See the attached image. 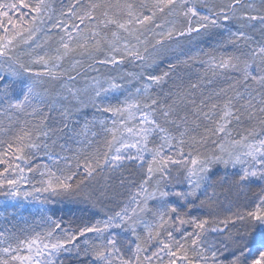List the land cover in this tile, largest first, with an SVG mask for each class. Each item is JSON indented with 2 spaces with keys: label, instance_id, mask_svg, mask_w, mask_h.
<instances>
[{
  "label": "snow or ice",
  "instance_id": "snow-or-ice-1",
  "mask_svg": "<svg viewBox=\"0 0 264 264\" xmlns=\"http://www.w3.org/2000/svg\"><path fill=\"white\" fill-rule=\"evenodd\" d=\"M214 36L210 51L199 47ZM164 60L168 71H149ZM86 62L98 74L78 87ZM125 62L141 70L122 73ZM181 66L203 77L185 89L177 76L175 91L154 95ZM222 78L227 87L203 91ZM89 105L104 118L80 125L74 112ZM209 142L219 154L202 156ZM215 163L240 166L233 183L245 196L222 219L207 195ZM133 164L139 180L123 175ZM0 165L4 212L22 213L23 200L43 225L0 231V264H264V0H72L66 10L0 0ZM64 202L102 218L66 223L54 210ZM205 207L207 218L192 217Z\"/></svg>",
  "mask_w": 264,
  "mask_h": 264
},
{
  "label": "trees",
  "instance_id": "trees-1",
  "mask_svg": "<svg viewBox=\"0 0 264 264\" xmlns=\"http://www.w3.org/2000/svg\"><path fill=\"white\" fill-rule=\"evenodd\" d=\"M4 2H11V0H4ZM72 0H54V3L56 4V7L59 9L61 5L63 4L66 10V7L69 3H71ZM16 13H13V16H15ZM221 31V30H218ZM255 39L258 40V36H253ZM221 37L219 36H214L211 40H208L206 42H203L199 47H202L205 51H210L208 48V45L214 44L216 39H220ZM224 39H227V33H224L223 36ZM218 54V53H217ZM173 61L171 60H164V61H158L157 65L153 66L151 68V72L155 75H162L164 72L168 71V64ZM203 69L200 68L198 71L196 69H192L189 71L188 69L184 68L181 66L177 71L173 74L170 75V77L167 79V83L163 85L161 89H155L153 94L155 95L156 93H160L161 99L165 98V94H168L170 91H175L176 86L180 84V80H178L176 77L181 76L183 77V87L187 89V85L189 82V78L191 79V82L195 83L197 82L198 79L203 77ZM214 79V78H213ZM220 87H227V83L225 80L222 78L212 85H208L207 82L205 81L204 86H203V91L207 92L211 88H220ZM197 99L199 98V92L196 93ZM171 103V101H168ZM183 115V113H181ZM53 119L49 121L50 125L52 127H59L60 125V118H59V112H54L53 114ZM95 117L97 120L95 113L91 110H86V111H80V112H75L73 115L74 120H79L80 125H83L85 119L87 120H92ZM247 125H245L246 127ZM79 130V129H77ZM98 131V127L95 129ZM241 128H237L233 135L236 134L237 131H241ZM175 134V132H173ZM52 140H55L56 143L53 144L52 141L50 140L49 143V149L54 152V153H61V147L60 145L64 143L62 139H58L56 136L52 137ZM78 147L76 144H72V148L75 149ZM188 149L185 148V152H187ZM200 152L203 155H211L212 153L216 152L217 149L215 148V145L209 142L207 145H204L201 147ZM43 162L42 160L38 159L34 161V163H41ZM3 165H0V168H2ZM211 176L213 178H216V180L220 177V170L218 167H214ZM55 210V218L57 219H63L66 223L69 221H75L79 223L81 220H89L93 218H100V216H95L93 217V212L86 208H64V209H59V208H54ZM13 211V209L8 210V213H3L0 216V231L4 230L5 228L13 229V231H16L17 235H21L19 232V229L21 228H28L29 226L34 227L36 231H40L43 227V225L40 224L39 218L34 215L30 214L28 210L23 211L22 213H17L15 216L10 215V213ZM193 218L197 219H205L206 216L203 211L198 210V209H193L191 213ZM7 216V218H5ZM27 221L25 223L24 221ZM63 260V264H77L76 258L74 256L69 257V256H63L61 257Z\"/></svg>",
  "mask_w": 264,
  "mask_h": 264
},
{
  "label": "rangeland",
  "instance_id": "rangeland-1",
  "mask_svg": "<svg viewBox=\"0 0 264 264\" xmlns=\"http://www.w3.org/2000/svg\"><path fill=\"white\" fill-rule=\"evenodd\" d=\"M53 2H54V0H53ZM212 2L219 4V3H226L227 0H212ZM249 2L258 3V0H249ZM69 23H72L71 19H69ZM238 27H239V25L236 22H232L233 31H236V29ZM252 35L258 36V40L260 39L261 32L259 31V27H257V29L252 32ZM140 70L141 69L137 66V64L135 62H132V63L125 62L122 64L121 69H120V71L122 73L138 72ZM150 70L151 69H149V71ZM81 71H82V75L78 78L77 85H76L78 87L83 86V84L85 83L86 80H89L98 74L96 71H92V70L87 68V62L84 64V67L81 69ZM99 74L106 77L108 75H116L117 73L114 70H110L108 68H100ZM86 110H90V111L92 110L95 113L97 120L104 118L99 113H97L95 108H93L91 105H89L87 108L81 109V111H86ZM155 146H158V141H157V143L150 145V147H155ZM217 154H219L218 151H217ZM214 167H218L220 170V177L217 180H216V178H213L211 176V172H212ZM239 170H240L239 165L236 168H233L231 164H229L227 167L221 163H215V164L211 165V171L209 173V176L211 178V181L214 184V187H211L208 189L207 195L212 196L213 193L216 194V198L220 204L219 211H220V218L221 219L224 216L229 214L227 209L229 208L230 202H232V211L237 210V208L235 206L236 204L243 206V204L245 202L244 194H240L239 199H237V194H238L239 190L237 189V187L233 183L234 180L238 179V177H236L234 175V173L238 172ZM145 171H146V166H145ZM182 172H183V169H179L178 171L176 169H174L173 175H174V177L178 176L179 179L181 181H183L184 178H183V175L181 174ZM123 175L125 177H130V178L136 179V180L140 179L139 171H138V168L135 164H133L130 167L125 168L123 170ZM117 176H119V173L117 174ZM169 190L170 191H173V190H175V191H186V190H188V185L186 182L185 183H177L174 189L170 185ZM258 191H259V187L256 185H252L251 191L248 190L247 186H245V189H244V193H246L248 198H252V193L258 192ZM124 198L126 199V196ZM200 198L204 199L205 197L201 196ZM169 200L172 201L173 203H178V200L176 197H170ZM20 203L25 205V210L33 209L35 207L34 204H27V202H25L23 200H21ZM197 203H199V201H197ZM5 204H6V198L3 196H0V216L4 213ZM112 206L113 205H109V207H112ZM54 208H59V209L86 208L93 213H96L98 211L97 209H93V208L86 206V205H83V204L75 205V204H69L67 202H64L63 204H57L54 206ZM10 209H12L11 203L8 204V210H10ZM198 210L203 211L206 218H207L208 209L206 207L205 208H198ZM100 218H102V216H100ZM141 235H143V233H141ZM129 238H131V237H129Z\"/></svg>",
  "mask_w": 264,
  "mask_h": 264
}]
</instances>
